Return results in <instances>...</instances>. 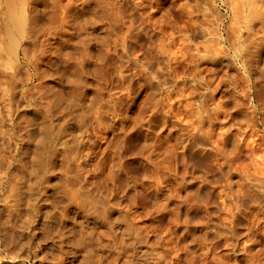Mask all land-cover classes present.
Masks as SVG:
<instances>
[{"label":"rangeland","instance_id":"374dc122","mask_svg":"<svg viewBox=\"0 0 264 264\" xmlns=\"http://www.w3.org/2000/svg\"><path fill=\"white\" fill-rule=\"evenodd\" d=\"M6 4L0 264H264V0Z\"/></svg>","mask_w":264,"mask_h":264},{"label":"bare ground","instance_id":"6f19581e","mask_svg":"<svg viewBox=\"0 0 264 264\" xmlns=\"http://www.w3.org/2000/svg\"><path fill=\"white\" fill-rule=\"evenodd\" d=\"M5 3L7 2V6L8 7H6V10H8L6 13L8 14V18H7V21H8V23H10V27L13 29V31H12V29L10 30L8 27H9V25H8V27H6V28H8V31H6L7 32V35H8V37L10 38V39H8V41L10 42V41H12L13 43H14V40L13 39H15L14 38V34L15 33H17V34H19V32H20V26L22 25V19H23V17H21V15H23V14H19V11H18V14H16L15 13V9H13L14 8V4H12V0H3ZM252 1V0H251ZM253 1H255V0H253ZM13 2H14V0H13ZM4 4V3H3ZM2 4V5H3ZM257 4V3H256ZM248 5H250L249 3H248ZM259 5V4H258ZM262 6V5H261ZM8 8V9H7ZM248 8V7H247ZM238 9V8H237ZM251 9V8H250ZM253 9V8H252ZM14 10V11H13ZM18 10V9H17ZM239 10V9H238ZM254 10V9H253ZM252 11V10H251ZM255 12V11H254ZM251 13V12H250ZM6 14V15H7ZM254 14V13H253ZM2 16V15H1ZM30 16V15H29ZM25 18V17H24ZM3 19V18H2ZM245 19H247V18H245ZM24 22V21H23ZM33 23V22H32ZM7 30V29H6ZM10 30V31H9ZM257 31V30H256ZM21 34V33H20ZM11 42V43H12ZM17 42V41H16ZM260 42V41H259ZM217 43V42H216ZM17 44V43H16ZM260 46V45H259ZM14 48V47H13ZM260 48V47H259ZM262 48V47H261ZM260 48V49H261ZM154 49H156V48H154ZM259 49V50H260ZM159 52V51H158ZM253 52H255V51H253ZM257 52V51H256ZM1 56V55H0ZM188 56H189V54H188ZM196 56H197V54H196ZM190 57V56H189ZM2 58V57H1ZM195 58V57H194ZM108 59V58H107ZM175 59V58H174ZM248 59V58H247ZM3 60V59H2ZM109 60V59H108ZM6 62H4V64H5ZM111 64V63H110ZM262 64H264V63H262ZM258 67V66H257ZM184 70V69H183ZM262 70V69H261ZM189 71V70H188ZM260 71V70H259ZM188 74V73H187ZM259 75V74H258ZM121 76H122V74H121ZM121 80V79H120ZM199 81V80H198ZM68 89V88H67ZM157 91V90H156ZM62 97V96H61ZM57 98V97H56ZM61 99V98H60ZM56 101V100H55ZM62 102V101H61ZM108 103V102H107ZM53 104V103H52ZM59 105V104H58ZM50 106V105H49ZM66 108V107H65ZM70 110V109H69ZM68 118V117H67ZM66 120V119H65ZM96 122V121H95ZM81 124V123H80ZM61 125V124H60ZM59 126V125H58ZM40 132V131H39ZM55 133V132H54ZM63 134V133H62ZM71 135V134H70ZM75 139H77V138H75ZM36 141V140H35ZM55 141V140H54ZM61 141V140H60ZM49 142H51V141H49ZM77 142V141H76ZM29 143V142H28ZM45 143V142H44ZM48 143V142H47ZM40 144V143H39ZM36 146V145H35ZM156 149V148H155ZM165 149V148H164ZM167 150V149H166ZM37 151V150H36ZM35 152V151H34ZM47 153V152H46ZM151 153V152H150ZM155 153V152H154ZM78 154V153H77ZM57 156V155H56ZM147 156V155H146ZM164 156V155H163ZM51 158V157H50ZM28 163V162H27ZM51 164V163H50ZM33 169H34V167H33ZM41 174V173H40ZM34 180V179H33ZM1 183V182H0ZM13 187V186H12ZM28 188H30V187H28ZM11 189V188H10ZM9 189V190H10ZM11 191H13V190H11ZM15 191V190H14ZM66 194V193H65ZM72 195V194H71ZM117 195V194H116ZM6 197V196H5ZM5 197H4V199H5ZM73 197V196H72ZM89 198V197H88ZM74 199V198H73ZM80 201V200H79ZM14 202V201H13ZM114 204V203H113ZM112 204V205H113ZM18 205V204H17ZM104 205V204H103ZM30 206V205H29ZM37 208V207H36ZM85 209V208H84ZM108 211V210H107ZM111 211V210H110ZM109 211V212H110ZM32 214V213H31ZM12 215V214H11ZM26 218V217H25ZM2 220V219H1ZM9 220V219H8ZM6 221V220H5ZM30 221V220H29ZM31 222V221H30ZM29 222V223H30ZM25 224V223H24ZM94 224V223H93ZM14 225V224H13ZM23 226V225H22ZM24 228V227H23ZM22 228V229H23ZM22 229H17L18 230V232H19V234H21V231L23 232L24 230H22ZM27 229V228H26ZM102 229V228H101ZM92 230V229H91ZM93 232V231H92ZM98 233V232H97ZM108 233H109V231H108ZM26 234V233H25ZM24 234V235H25ZM61 234V233H60ZM24 235H22V236H24ZM86 235V234H85ZM85 235H83V236H85ZM96 236V235H95ZM108 236H109V234H108ZM20 237V236H19ZM27 237V236H26ZM109 239V238H108ZM23 240H24V238H23ZM53 240V239H52ZM25 241V240H24ZM29 241V240H28ZM19 242V241H18ZM21 242V241H20ZM21 243H24L23 241L21 242ZM20 243V245L22 246L23 244H21ZM27 243V241H25V244ZM16 247V246H15ZM26 247V246H25ZM23 248V247H22ZM29 249V248H28ZM102 249V248H101ZM21 250V249H20ZM11 252V251H10ZM11 254V253H10ZM26 254V253H25ZM115 254V253H114ZM12 258V257H11ZM15 259V258H14ZM103 260V259H102ZM125 260V259H124ZM125 262V261H124ZM21 264V263H20ZM126 264V263H125Z\"/></svg>","mask_w":264,"mask_h":264}]
</instances>
